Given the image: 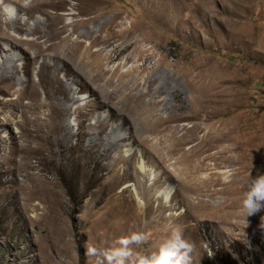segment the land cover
Returning <instances> with one entry per match:
<instances>
[{
    "label": "rangeland",
    "instance_id": "rangeland-1",
    "mask_svg": "<svg viewBox=\"0 0 264 264\" xmlns=\"http://www.w3.org/2000/svg\"><path fill=\"white\" fill-rule=\"evenodd\" d=\"M33 1L0 0V26L18 18L26 32L9 35L30 40L37 25L44 49L0 41V63L14 65L0 78V264H93L88 245L107 250L132 233L144 239L130 247L149 257L172 228L193 245L190 264H264V209L241 211L250 174L264 170V0ZM112 30L128 32L101 41ZM134 37L152 60L123 77L144 64ZM197 86L200 116L171 120L194 106ZM199 122L197 136L231 132L230 165L221 147L196 155L182 137ZM152 177L167 204L148 201ZM202 182L214 183L195 191Z\"/></svg>",
    "mask_w": 264,
    "mask_h": 264
},
{
    "label": "bare ground",
    "instance_id": "bare-ground-1",
    "mask_svg": "<svg viewBox=\"0 0 264 264\" xmlns=\"http://www.w3.org/2000/svg\"><path fill=\"white\" fill-rule=\"evenodd\" d=\"M10 1H13L15 4H19L21 0H10ZM33 2H34V5L36 7H42L43 5H45L44 0H34ZM63 2H65V0H57L56 3L63 4ZM18 10H20V11H22V10L31 11L32 8L30 6L24 7V6L18 5ZM18 20H19L18 18H14V19H8V20L4 21L3 25L0 26V41L3 42L5 45H9V47H11L14 50H18L19 46H25L28 48V50L31 49L34 52L35 56H38L44 49H43V45L40 41L41 33H40L37 25L33 26V28L28 29V33L32 36V38L30 40H22V39H19V38H16V37L9 35V33H8L9 30H12L13 32H16V33L21 32V31L26 32V30L22 28L21 24L18 23ZM114 20H115V16H112L110 18V22L113 23ZM127 32H128V30H120V31L112 30L109 33V36L107 38H101V41H104L105 43H109L110 39L115 38V37H120V36L123 37L122 34L123 33L126 34ZM118 33H119V35H118ZM86 50H89V48H87ZM133 50L136 53V56L138 58L143 59L144 64L141 67H133L131 72L126 73L125 75H123V77H130L131 76V78H135V76H133V74L134 73L138 74V70L141 68H142V70L147 69L148 64L146 65V63H148L152 60V53H149V54L147 53L149 51V49L143 50V46H142L141 41L136 37H134V41H133ZM41 68L42 69L40 71H42L44 69L46 71L48 70L45 65H42ZM13 71H14V65L11 62L6 61L3 63H0V78L3 74H5L3 76H7V73L9 74V73H12ZM47 72H49V71H47ZM144 82H145L144 84H146V89L148 91H150L152 83L149 80H146ZM33 85L34 84H32L31 91L33 93H35V89L33 88ZM56 86H57V88H59L57 93L59 94L60 99L62 101L68 102L72 99L69 91H67L64 87H59L58 84H56ZM132 86L133 87L138 86V84L135 80L132 82ZM195 90H196V93H195L196 98H195L194 106L191 109H186L185 111L183 110V111L179 112L178 114H174L171 117V120H173V121L190 120V119H195V118L200 116V114L202 112L201 107H202V104L204 102L205 97L203 96L201 86H197L195 88ZM4 91H6V88L5 89L0 88V93H3ZM159 92H160V89H157L156 93H159ZM55 95L56 94H54L53 96H55ZM55 104L58 107H61L57 103L56 99H55ZM149 116H151V115H149ZM166 122L167 121H162L159 118H155V120H154V123L157 124L159 127H162V128H163V126L165 127V125H163V124ZM218 126H220V125H218ZM170 128H172L173 131H177V126H170ZM183 129H184V133H182V137L187 136L188 138L194 139L196 141V143H195V146H196L195 154L196 155H201L203 153V149L205 147L208 150L221 147L220 151L216 152L215 154H218L219 158H221V160L225 164L230 165L232 163V158L230 156L225 157V153H230L231 148H232V146H231L232 145L231 144V134H230L231 132L230 131H228V132L226 131L223 135H220L217 132V130H216L217 128H215V126H209L206 128L207 129L206 133L202 134L201 136H197L198 131L205 129V127L204 128L201 127V122L196 123V124H192L190 126V128H183ZM211 131H214V133H211ZM225 135L227 136L226 138H227L228 144L226 145V147H222L219 144L221 142L222 136L224 137ZM199 163H200V161H198L197 165H194L192 167L193 172H196L199 169ZM137 168L139 170L138 171V177L144 179L146 176L145 169L141 165H137ZM189 173H190V171L187 170L185 172L184 168H183L182 174L184 176L188 175ZM167 176H169V175H167ZM121 180H122V178H120V176L116 175L114 177L113 184L118 183ZM148 180H152V182L145 187V194H146L148 201L151 203L152 198L155 195L154 199H159L160 202L163 203V205L167 204L168 199L170 197V190L167 187H163L161 190H159L157 185H156L157 181L155 182L154 177L149 178ZM216 182H219L218 178H217ZM210 183H214V182H208V183L202 182L199 185L196 184L194 186V190L199 191V190H201V188H204L207 186L205 184H210ZM156 190H157V193H156ZM153 193H154V195H153ZM157 211H158V216H159L161 213L159 207L156 209V212Z\"/></svg>",
    "mask_w": 264,
    "mask_h": 264
},
{
    "label": "clouds",
    "instance_id": "clouds-1",
    "mask_svg": "<svg viewBox=\"0 0 264 264\" xmlns=\"http://www.w3.org/2000/svg\"><path fill=\"white\" fill-rule=\"evenodd\" d=\"M11 12L12 9H6ZM264 209V170L257 168L250 174L247 190L241 196V211L250 216ZM264 231V216L258 225ZM144 239L140 233L117 238V247L101 251L97 246L88 245L86 256L93 258V264H190L193 245L178 228H172L157 251L149 257L138 255L130 245ZM101 257L103 259H101Z\"/></svg>",
    "mask_w": 264,
    "mask_h": 264
}]
</instances>
